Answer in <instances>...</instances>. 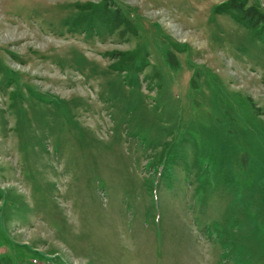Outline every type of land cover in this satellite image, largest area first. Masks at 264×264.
Segmentation results:
<instances>
[{"label":"rangeland","instance_id":"obj_1","mask_svg":"<svg viewBox=\"0 0 264 264\" xmlns=\"http://www.w3.org/2000/svg\"><path fill=\"white\" fill-rule=\"evenodd\" d=\"M0 264H264V0H0Z\"/></svg>","mask_w":264,"mask_h":264},{"label":"trees","instance_id":"obj_2","mask_svg":"<svg viewBox=\"0 0 264 264\" xmlns=\"http://www.w3.org/2000/svg\"><path fill=\"white\" fill-rule=\"evenodd\" d=\"M252 9L254 10V12L256 13L255 9L252 7Z\"/></svg>","mask_w":264,"mask_h":264}]
</instances>
